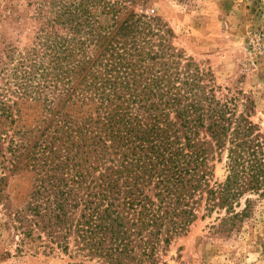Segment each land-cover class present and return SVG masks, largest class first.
Here are the masks:
<instances>
[{
  "label": "trees",
  "instance_id": "1",
  "mask_svg": "<svg viewBox=\"0 0 264 264\" xmlns=\"http://www.w3.org/2000/svg\"><path fill=\"white\" fill-rule=\"evenodd\" d=\"M122 2L63 6L56 20L70 36L46 37L52 66L33 53L11 74L0 71L7 78L0 119L11 123L17 102L10 97L51 106L59 92L62 107L96 105L95 118L79 122L58 111L51 134L49 125L31 145L28 132L18 131L21 142H10L14 159L29 160L37 173L26 207L15 214L30 250L41 247L36 230L64 251L74 235L80 251L130 264L139 256L138 238L142 264L155 259L162 235L168 244L185 232L203 200L208 215L225 210L221 230L235 228L264 200V132L249 115L237 116L233 102L216 100L203 85L208 73L188 60L179 70L182 56L158 18L131 11L119 20L128 10ZM213 154L225 159L227 172L215 186Z\"/></svg>",
  "mask_w": 264,
  "mask_h": 264
},
{
  "label": "rangeland",
  "instance_id": "2",
  "mask_svg": "<svg viewBox=\"0 0 264 264\" xmlns=\"http://www.w3.org/2000/svg\"><path fill=\"white\" fill-rule=\"evenodd\" d=\"M76 1L0 0V71L11 74L24 57L33 53L38 62L51 67L53 58L45 39L70 36L69 27L62 26L56 17L63 6ZM123 1L128 10L121 12L119 20L131 11L137 16L158 18L169 32L168 45L182 56L179 70L184 71L188 60L201 73H208L203 85L213 90L216 100L233 102L237 116L249 115V120L264 132V0ZM5 79L0 74L2 88ZM10 98L17 102L14 121L0 119V264H110L87 250L80 251L74 235L69 250L64 251L52 244L45 232L36 230L33 234L40 237L41 247L30 250L23 245L24 231L15 217L26 207L37 178L29 160H15L11 153L10 142H21L15 133L28 132L32 145L49 125L50 134L53 132L58 111L80 122L89 115L97 116L96 105L75 102L62 107L59 92L50 97L56 100L51 106L43 100ZM201 136L204 138V132ZM114 162L111 159L110 164ZM210 166V185L223 183L227 176L225 159L213 154ZM256 198L251 196L252 200ZM244 201L237 211L244 208ZM226 216L225 210L208 215L203 200L196 220L185 232L172 237L168 244L162 235L154 249L155 259L142 264H264V200L256 201L235 228L221 230V220ZM135 240L133 247L139 248V256L130 264H141L137 260L143 253V242Z\"/></svg>",
  "mask_w": 264,
  "mask_h": 264
}]
</instances>
